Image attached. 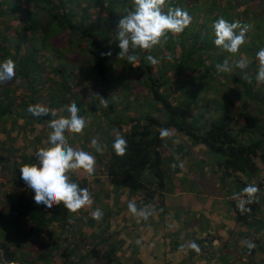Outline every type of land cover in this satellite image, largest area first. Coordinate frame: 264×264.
Wrapping results in <instances>:
<instances>
[{"label": "rangeland", "instance_id": "obj_1", "mask_svg": "<svg viewBox=\"0 0 264 264\" xmlns=\"http://www.w3.org/2000/svg\"><path fill=\"white\" fill-rule=\"evenodd\" d=\"M100 1L103 0H83V4L89 5L92 9L91 21L83 22V25H86L85 27H91L90 37L98 38L99 42L108 46V50L111 52V59L108 61L109 65L105 73L109 83L107 90L108 94H110V98H107L106 101L107 104H114L109 108V112L107 111L108 109H106L108 105L105 107L101 101L100 93L102 91V85L98 84L93 78L94 75L91 70V63L94 54L90 51L89 44L86 39H79L77 36H74V34H72L73 38L70 36L73 41L68 44V41H66L67 38H69L67 33L64 31L61 32V30H59L54 37L53 35L47 37V43L43 46L46 49L44 51L42 50L43 52L39 51L42 54L44 53L43 55H35L37 62L41 61L45 64L46 61L47 64L46 66L44 65L46 70L45 68L42 70L40 67L37 70H33L28 81L24 79L26 83H22L23 79L18 81L19 78L15 79V81L11 80L5 83V85H8L7 88L10 91L9 99L15 100V104H17V101L21 102L20 100L24 102L23 105H21L22 107L20 106V119L24 115L28 127H32L28 130L27 134L32 140L35 139L40 143V148L46 146L48 143V136L51 131L48 127V123L54 117L49 114V118L44 119L38 124L32 122L29 119L32 118L34 120L36 118L26 110L29 105L47 107L50 113L51 111L57 112V117L55 118H59L61 115H68L65 111V106L71 103L72 98L76 97L77 99H82L80 108H83L84 112H81L80 116L85 118L86 127L82 133H66V137L69 144L75 149L92 154L96 159V165L95 171L91 176L83 170L69 173L70 180L78 183L80 187H86V180L89 177L94 179L100 174L98 178H102L103 173L101 171H103V163L101 162H104L103 158L106 157L108 148L111 146V138L109 139V137H111L112 133H116V129L114 130L109 126L111 112L114 110L120 111L121 109L123 111V109H126L127 112L131 111V114H142L149 110L150 114L153 116L158 118L163 117V112L158 107L149 108L152 101L146 100V91L142 83L144 70L136 66L135 72L126 69L121 72L119 71L124 63L122 64V58L118 57L120 51L118 47L119 40L117 39L118 22L126 14L123 13L124 6H127L125 3L128 2L129 5L133 6V0H117L116 3H113L112 8L115 12L112 22H106L102 19V13H100L98 7L101 5L97 4ZM164 8H166V6ZM203 11L202 8L196 11V17L202 18ZM76 14L78 13L76 12ZM214 23L215 22H191L184 31L176 35L169 33L168 37H170V39H167V42H162L154 46L153 49L146 53V56L152 55L158 61L155 65L150 64V75L155 77L157 74L163 72V70H157V65L163 63L167 68L170 67V65L174 63L173 58L179 55V45L185 43V45L189 47L193 43V36L195 39L197 37L195 45L197 47L199 46V49L196 51H200V53H202L201 57L204 58L201 63L196 62V60L201 58L193 56L194 58L192 57L191 61L181 64H179V62L176 64L180 65L178 69L182 71L177 72L176 68L172 67V70L167 69L165 73V78L167 80L165 83L167 90L165 91L170 97H173L175 103H179L181 99H184V96H186V101L190 102V107L193 108L195 104L206 103L204 95L205 98H208L212 103L215 98L223 100V95H226L233 103H237L238 100V104H241L244 99L237 95H242V90L245 87L251 89L254 94L260 89L259 85H264V83L257 82L256 80L259 62L255 55L260 48L264 47V22L240 23L242 26L248 25V30L245 36L246 42L236 54H230L215 45ZM25 39V34L21 33L15 37L11 36L7 40V44L8 46L18 44L20 48L21 46L27 45L25 44L27 39ZM34 45L35 47L39 46L38 39L34 41ZM141 52L142 50L138 49L136 55L139 57ZM241 57L246 58L248 61V67L245 69H240L235 66V61L239 60ZM225 59H229L232 71H217L216 65L218 63L222 64ZM48 67L53 68L51 70ZM245 74L250 77L251 82L244 78ZM42 76H45V80H43ZM177 77H179L181 81L176 82L175 80ZM122 79L126 82L123 83ZM18 82L20 86L19 90L16 91ZM21 86L27 87V89L22 91ZM127 86L130 87V91L123 90L125 94L122 95L121 90L127 89ZM225 89L226 92L223 94L222 90ZM131 95L136 99L131 98ZM127 96L130 97L127 98ZM91 99L93 102L90 101ZM131 100L133 102L128 104ZM90 102L102 110L101 115H92L89 113ZM212 103H209V108L212 107ZM15 104L14 106L16 107ZM127 105L129 106L126 108ZM198 110L201 111L200 109ZM251 113L257 114V112ZM26 114H29L28 117ZM204 121L208 120L204 118ZM3 127L5 128L6 126ZM13 131L14 130L11 131V134L15 135ZM168 131L170 135L164 138L163 144L159 149L162 158L161 167L165 179L167 180L164 189L166 191L165 197H169L167 199L168 204L167 200H165L166 202H164L163 205L154 202L150 206L149 203L141 200H133L131 199L132 197L120 200V198L114 199V195H108L110 199H114L117 205L121 203L126 204L127 210L123 212L120 211L121 216H119L117 222L120 223V227H118V224L111 228L110 226L102 227V224H106L105 220L102 221V219H100L97 221L92 218L90 221H85L87 224H84V222L81 225H76L70 232L62 231L63 237L54 240V242L50 235L40 232L24 245V249L27 251L28 255L33 258L32 261H34V264H150V259L144 255L142 260L137 259L136 253H138V249L140 250L139 244H137L138 239H143L142 249H151L153 245H158L159 242L163 241L166 246L173 245L170 250L165 252V256L161 255L159 259L156 258L157 253H155V257H153L152 254L147 252L148 257L153 260L163 261L164 264H185L183 263L185 261L198 260V254L202 255L201 259H203L204 264H213L214 259H217L215 256L219 258L218 254L215 255L213 251L200 253L196 250L193 251L192 248L188 246L191 243H195L194 241H196L198 235V230L195 225L201 211L199 209L200 207L195 203L196 200H189L188 203L185 200L181 207H178L173 200H175L177 196L179 202L186 197V195H191V189L194 190L192 192H211L216 189H225V184H228V182L226 183V176L222 177L221 170L213 164L214 160L216 158L218 159L217 155L211 152L209 153L206 150L202 152L203 154L195 152L187 136L171 130ZM92 139H96L103 146L102 153L96 152L92 147ZM184 151H186V154ZM24 152L27 155L31 154V158L37 162L35 152L32 153L27 147L24 148ZM186 157H189L188 160L190 159L189 161L191 164L185 162ZM219 174L222 177L219 179L220 181L211 183L215 177L219 178ZM99 181L102 182V179H99ZM7 182V179L0 177V197H2L5 188H7ZM220 183H224L222 187H220ZM108 186V190L112 194L120 191L127 193L129 191L125 188L115 187L113 185ZM177 191H179L180 194L174 196L173 193ZM101 192L102 191L99 192V195L96 192L95 194L97 196L92 197L93 202H100L99 205H101L102 202V197H100V194L102 195ZM92 195L93 193H91V196ZM130 201L136 203L138 210L147 209L150 212L146 220L139 215L134 216L129 211L128 203ZM5 208V206L2 207L4 215L7 214V209ZM88 211L93 212L94 210L90 206ZM157 214L159 215L157 216L158 220L161 221L166 218L168 222L163 224L165 228H163V232H160L162 235L160 233L159 235L155 233V235H152L149 242H147L146 238L142 237L143 234L139 231L141 228L138 230H136V226L135 229L129 228V223L131 226L137 222L141 224V222L144 223L147 220H152L154 215L156 216ZM163 214L166 215L163 217ZM202 215L205 214L203 213ZM177 217L181 218L178 224L176 222ZM15 223L18 226H24V229H27L29 226L28 223L23 222V219H19ZM179 224H181V226H179ZM53 230L56 231V228H53ZM183 232L185 233L183 234ZM82 237L89 241L87 245H84L82 240H78ZM114 237L118 239L113 241L112 239H114ZM102 238L105 240H102ZM71 241H73V243L75 242L79 247L73 248L74 251L68 252V255H66L67 249L72 250ZM53 243L56 244V246L49 256L42 255ZM91 244L95 245L93 250H91ZM127 245L129 247L128 250L123 251L124 248H127ZM182 245L184 246L183 248L181 247ZM204 245L209 249H213L216 246L218 248L221 247L219 243L215 244L212 242L208 234L204 236ZM80 247L83 249H80ZM81 252H84V258L80 255ZM195 253H197V255ZM75 257L77 259H74ZM216 261L217 263L214 264H221L219 260ZM244 263L243 260H235L234 264Z\"/></svg>", "mask_w": 264, "mask_h": 264}, {"label": "trees", "instance_id": "obj_2", "mask_svg": "<svg viewBox=\"0 0 264 264\" xmlns=\"http://www.w3.org/2000/svg\"><path fill=\"white\" fill-rule=\"evenodd\" d=\"M116 1L103 0L97 3L101 5L98 7L104 21L112 22V19H114L115 11L112 6ZM125 4L127 6H124L123 13H126L127 9L131 10L133 8L128 2ZM165 6V12L170 7H179L186 11L191 17V22H216L220 18L239 23L264 22V0H166ZM200 8L204 10L202 18L196 17V11ZM91 11L89 5L83 4V0H0V62L7 58L13 59L16 65V75L12 80L15 81L19 78L18 81L23 79L22 83H24V79L28 81L33 70H37L39 67L46 70V61L45 64L41 61L37 62L35 55H43L44 53L42 54L39 51L43 52L46 49L43 46L47 43V37H50V35L54 37L61 30V32L67 33L69 38L66 41H68V44L73 41L70 38V36L73 38L72 34L79 39H86L90 51L94 54L91 63L93 78L98 84L102 85L101 101L110 98L107 90L109 83L105 73L111 56L101 55V53L110 52L109 47L101 44L98 38H91V27L83 25V22L91 21ZM21 33L25 34L27 39H25V44L27 45L20 48L18 44L8 46L7 40L11 36L15 37ZM37 39L39 46L35 47L34 41ZM167 39H170V37ZM196 39L193 36V43L189 47L185 43L179 45V55L173 58L174 63L170 67L167 68L163 63L157 65V70L160 69V71L165 72L159 73L155 77L150 75L151 65L145 59L147 51L142 50L141 55L138 57L137 63L139 66L137 68L144 70L142 83L146 91V100L152 101L149 108L158 107L161 109L163 112L162 118L153 116L149 110L142 114H131V111L127 112L126 109H123V111L121 109L120 111L114 110L109 118V126L114 130L116 129V133H112L109 137V139L111 138V146L108 148L106 157L103 158L104 162L99 160L103 163L104 178L110 185L125 188L129 192H136L140 199L146 202L162 203L161 191L165 184L159 150L164 140L160 136L162 129L181 133L187 136L192 144H201L209 153L217 155L218 159H215L214 165L221 170L224 177L228 174H256L261 170V164L264 162V140L251 139L244 141L240 138V134L244 129L248 130L264 124V110L261 115L255 116L248 112L246 108L247 112L242 113L239 122H237L235 120L238 119V115H233L232 112L226 113V103L231 104L232 102L226 95H223V100L215 98L213 103L204 95L206 103H194L195 107L192 108L190 107L191 103L186 101V96L179 103H175L173 97L166 93L165 83L167 80L165 73L167 69L172 70V67H175L176 71L180 72L182 70L178 69L180 65H176L177 63L191 61L193 56L201 58L196 60L198 63H201L204 59L201 57L202 53L196 51L199 49V46L195 45ZM132 52L136 54L138 49L130 50V54ZM121 61L124 65L120 68V72L125 69L135 72L136 67L129 64L126 59L122 58ZM48 68L52 70L53 67ZM42 78L45 80V76H42ZM175 81L179 82L181 80L177 77ZM125 82L123 80V83ZM19 86L18 82L16 91L19 90ZM259 86L260 89L254 94L251 89L245 87L242 90L243 94L237 96L242 97L244 101L262 98L264 85ZM7 87V84L0 83V177L8 180L7 188L0 197V264H34L33 258L24 249L25 243L31 241L40 232L50 235L54 242V240L63 237L62 231L70 232L76 225L90 221L92 217L90 214H84L88 211L86 207L76 213H70L63 204L53 205L51 209H47L44 205L35 204L34 192L20 178L19 168L23 164L35 163V160L31 158V154H25L24 148L27 147L29 151L34 153L41 145L28 136V131L25 129V125L27 127L28 125L24 115L21 119L26 124L21 126L22 132H17L16 135L10 133L18 127L21 120L20 106L24 102L20 100L21 102L17 101V104H15V100L9 99L10 91ZM126 88L121 90L122 95L125 94L123 90L130 91V87L127 86ZM25 89L27 87L21 86L22 91H25ZM222 91L225 94L226 89ZM131 98L136 99L133 95H131ZM90 101L93 102L92 99ZM207 101L212 103V107H208L209 103ZM72 102H75L79 108V115L84 112L83 108H80L82 99L74 97L71 99ZM131 102L133 101L131 100L128 104ZM107 105L106 109L109 112V108L114 104L109 103ZM89 113L101 115L102 110L90 102ZM213 113H215L214 116L211 115ZM26 115L28 117L29 114ZM49 116H33L36 119L31 118L29 120L38 124L49 118ZM203 117L208 121H204ZM238 126L241 127L240 131L237 130ZM19 135L22 137L19 138ZM118 135L127 141V148L123 156H117L113 148ZM258 185L264 187V175L259 179ZM231 203L239 220L254 216L258 208L255 199L253 203L245 205L250 211L243 213L233 202ZM99 204L100 202L97 201L92 202V209L94 211L97 208L102 210V204L101 206ZM3 206L7 209L6 215L2 211ZM102 212L104 215V210ZM19 219H23V222L29 224L27 229H24V226L16 225L15 222ZM103 220H105V217H102ZM53 228H56V231ZM82 238L78 240H82V243L87 245L89 241L84 237ZM102 240L105 239L102 238ZM55 246L56 244L53 243L42 255L49 256ZM90 246L93 250L95 245L91 244ZM71 247L72 250H66V255H68V252L74 251L73 248L79 246L71 241ZM80 249L83 248L80 247ZM249 250L244 264H258L253 260L251 261V256L253 257L255 250L253 248H249ZM80 255L83 256L84 252H81Z\"/></svg>", "mask_w": 264, "mask_h": 264}, {"label": "clouds", "instance_id": "obj_3", "mask_svg": "<svg viewBox=\"0 0 264 264\" xmlns=\"http://www.w3.org/2000/svg\"><path fill=\"white\" fill-rule=\"evenodd\" d=\"M165 5L166 0H133V8L128 10L118 22L119 58H126L133 67L139 66L138 56L135 52L130 54V50L149 51L154 46L167 42L169 33L179 34L191 23V17L186 11L179 7H170L165 12ZM213 29L215 45L230 54L238 53L246 42L248 25L242 26L239 22H229L220 18L214 23ZM101 55H111V52L101 53ZM255 55L259 62L256 80L264 83V47L260 48ZM145 59L152 65L158 62L152 55L146 56ZM235 66L245 69L248 67V61L241 57L235 61ZM15 68V62L11 58L0 62V83L11 81L16 75ZM216 68L220 72L232 71L229 59H225L222 64L218 63ZM244 78L251 82L247 74ZM102 103L107 107V101H102ZM27 111L33 116H46L50 113L47 107L41 105H29ZM65 111L68 115H61L59 118H55L57 112L51 111L50 115L54 118L48 123L51 131L47 145L35 152L37 162L23 164L19 168V172L20 178L34 192L35 204L44 205L47 209H51L53 205L63 204L70 213H76L82 208L90 206L93 201L88 189L80 187L78 183L70 180L69 173L83 170L91 176L95 171L96 159L89 152L77 150L69 144L66 133H82L86 127V120L78 114L80 110L75 102L65 106ZM169 135L167 129L160 131L162 139ZM91 145L96 152H103V146L96 139H92ZM113 148L117 156H123L127 148V141L118 135ZM258 190L256 185L250 184L241 189L240 193L233 195V199H236L237 196L240 197L237 207L241 213L250 211L245 205L254 202ZM128 209L134 216L139 215L145 220L150 215L147 209L138 210L136 203L132 201L128 203ZM90 215L99 221L103 217V212L97 208ZM188 246L197 252L200 251L195 243ZM254 246L251 242L248 243L249 248Z\"/></svg>", "mask_w": 264, "mask_h": 264}, {"label": "crops", "instance_id": "obj_4", "mask_svg": "<svg viewBox=\"0 0 264 264\" xmlns=\"http://www.w3.org/2000/svg\"><path fill=\"white\" fill-rule=\"evenodd\" d=\"M261 97L262 98L264 97V89H263V94H261ZM262 98L247 99L246 101L241 102V105L240 104L237 105L238 102L237 103L234 102L235 103L234 104L233 102H231L232 101L231 100L229 101L231 102V104L226 103V108H227L226 113L232 112L233 115L234 114H236V116L238 115V119L235 120L237 122H239V119L241 118L240 115L242 113L247 112V109H248V112L250 113L257 112V114H254V113L252 114L255 116H258L262 114L264 110L263 109L264 100ZM211 115L214 116L215 113ZM26 123H24V120L21 119L18 123L19 128L17 127V129L13 131V133L16 135L17 132L18 133L22 132L21 126H23ZM31 128L32 127H27L25 125L26 131L30 130ZM240 128L241 127L238 126L237 130L240 131ZM21 135H19V137H22ZM240 138H242V140L244 141H248L251 139L264 140V124H260L258 127L256 126L255 128H251L248 130L244 129V131H242V133L240 134ZM191 146L193 147V151L199 152L201 154H203L202 152L206 150L201 144H196V145L192 144ZM184 153L186 154V151H184ZM188 158L189 157L185 158V162H188L189 164H191L189 161L190 159L188 160ZM214 166L216 167V165ZM101 172L103 173V171ZM263 173H264V162H262L261 164V170L256 174L251 175L248 173H239L237 175H232V174L226 175V183L228 182V184H225L226 185L225 189H216L211 192H208V191L192 192L194 190L191 189V195H186L187 198L184 197L178 202V198L176 196L175 200H173V202H175L176 205H178V207H181L182 203L185 200L187 203L189 200L190 201L196 200L195 203L197 204L198 207H200L199 209L201 212L198 215V221L196 222V225H195L196 229L198 230V235L196 237V241L194 242L198 245L200 249L199 251L200 253H203L205 251H213L215 255L218 254L219 258L215 256V258L217 259H214L213 264L217 263L216 260H219V263L221 262V264H234L235 260H243L244 262H246L247 257H248L247 251L248 252L250 251L248 247L249 242L255 245L254 247H252L255 250V253L253 257L251 256V261L253 260L255 263L264 264V187L258 185L259 179L261 178ZM221 175L222 177H224L222 173ZM221 175L219 174V178L215 177L214 180H212L213 182L211 183L219 182L220 181L219 179L222 178ZM98 176H100V174ZM98 176L95 177L94 179H91L89 177L86 180L85 185L88 191L90 192V194L93 193L91 197H96L97 195L95 193L97 192L99 195V192L102 191L101 192L102 195L100 194V197H102V202H101L102 211L104 210L103 217H105V221H106V224H102V227L110 226L111 228L112 226L114 225L116 226L117 224H118V227H120V223H117L119 216H121L120 211L122 212L126 211L127 208H126V204L124 203L117 205V203L114 202V199L120 198V200H123L129 197H132L131 199L138 200V201H140L141 199L136 192L128 191L127 193H124L123 191H120V192L113 193V194L110 193L108 190V187H109L108 185L110 184L107 182L106 178H104V175H102V178L100 177L98 178ZM99 179H102V182H100ZM166 181L167 180L165 179V183ZM223 184L224 183H220V187H222ZM250 184L256 185L259 189L258 192L255 194V198H254L256 203L258 204V208L254 216H251V217L249 216L248 218L239 220L238 216L236 215V212L233 209L231 202H233L237 206L240 197L237 196L236 199H233L232 197L234 194L240 193L243 187L250 185ZM161 194H162L161 204L163 205L164 202H166L165 200H167L169 197H165L166 191L164 188L162 189ZM173 194L175 196L180 193L179 191H177ZM108 195H114V199H110ZM141 201L146 202L144 200H141ZM146 203H149L151 206V204H153L154 201L146 202ZM167 204H168V200H167ZM90 206H86V208H88L89 210ZM202 212L205 215H202L203 214ZM90 213H91L90 211H86V213L84 214L88 215ZM164 215L166 214H163V217ZM157 216L159 215L158 214L156 216L154 215L152 220H149V221L147 220L144 223L141 222V224L137 222L131 226L129 223V228L135 229V226H136V230L141 228V230L139 231L141 232V234H143L142 237L146 238L147 242H149L152 235H155V233H158L159 235L160 232H163V228H165L163 224L165 222H168V220L166 221V218L165 220L164 219H162L161 221L158 220ZM180 217H177V220H176L177 224L181 220ZM179 226H181V224H179ZM184 233L185 232H183V234ZM160 234L162 235V233ZM206 234H208L211 237L212 242H214L215 244L219 243L221 247L218 248L216 246L213 249L207 248L204 245V236H206ZM121 235H124V234H121ZM113 236H116V235H113ZM116 239L118 238L114 237V239L112 240L116 241ZM137 244H139V248H140V250L138 249V253H136L137 259L142 260L143 255H144L145 257L150 259V264H164V262L159 261V260H153L152 258L148 257L147 252L152 254L153 257H155V253H157L156 258L159 259L161 255H164L165 252L170 250L173 246V245L166 246L163 241V242H159L158 245H153L151 249L149 248L142 249L141 246L143 244V239H140V240L138 239ZM128 248L129 247L127 245V248H124L123 251L128 250ZM192 250L195 251L194 249ZM195 254L197 255V253ZM198 256H199L198 260L194 259V260H189L188 262L185 261L183 263L185 264H204L203 259H201L202 255L198 254Z\"/></svg>", "mask_w": 264, "mask_h": 264}, {"label": "built area", "instance_id": "obj_5", "mask_svg": "<svg viewBox=\"0 0 264 264\" xmlns=\"http://www.w3.org/2000/svg\"><path fill=\"white\" fill-rule=\"evenodd\" d=\"M263 175H264V173H263Z\"/></svg>", "mask_w": 264, "mask_h": 264}]
</instances>
